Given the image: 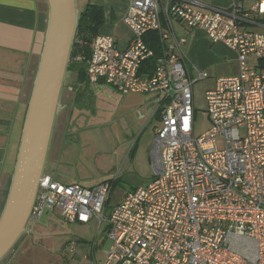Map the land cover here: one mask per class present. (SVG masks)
<instances>
[{
  "label": "built area",
  "instance_id": "obj_1",
  "mask_svg": "<svg viewBox=\"0 0 264 264\" xmlns=\"http://www.w3.org/2000/svg\"><path fill=\"white\" fill-rule=\"evenodd\" d=\"M260 4L264 11V0L248 12L239 3L202 11L188 0H169L163 8L161 0H129L128 47L120 49L115 35H96L87 78L123 94H157L154 112L162 125L151 153L155 176L106 217L118 173L85 187L45 172L30 222L38 223L50 207L70 224L106 223L111 245L95 264H264V34L240 25L252 21ZM174 18L237 53L238 73L219 77L205 92L210 127L201 134L195 131L194 85L210 73L190 61ZM151 31L171 42L146 74L144 64L155 55L145 41Z\"/></svg>",
  "mask_w": 264,
  "mask_h": 264
},
{
  "label": "crops",
  "instance_id": "obj_2",
  "mask_svg": "<svg viewBox=\"0 0 264 264\" xmlns=\"http://www.w3.org/2000/svg\"><path fill=\"white\" fill-rule=\"evenodd\" d=\"M188 1H190L194 7H197L202 11H210L212 8L229 9L232 7L233 3H239L242 10L248 12L252 11L253 6L256 3H261L262 0ZM168 2L169 0H161V7H165ZM87 4L101 7L103 10V23L99 27L96 35H115L118 47L120 49H126L133 34L131 29L124 22L129 0H89ZM79 8L80 11L83 9L80 6V3ZM263 14V4H260L257 11L253 12V15L251 16L252 21L240 22L241 28L264 34V25L262 24ZM47 26L48 6L46 0H0V208L3 201L4 190L8 186L14 169L24 119L34 78L38 69ZM173 27L177 37L185 39L182 47L185 53L189 56L190 61L210 73V77L200 81V83L213 78L211 86L208 87V89L215 86L219 77L235 75L238 73L239 63L237 53L227 47L223 42H212L204 30L189 27L175 18L173 20ZM145 41L155 51L154 57L146 63L144 68L145 72H143L151 74L154 71L158 58L162 57L165 53L164 44L170 43L171 40L167 39L166 42H163L158 31H151L145 35ZM218 65L223 69V73L215 78V70L218 71L219 69ZM67 81H70L69 84H67ZM65 85L62 95V104L64 108L58 115L49 154V159L52 158V160L56 162L61 160L60 158L63 151L69 146L70 142L67 141L69 135L76 129L77 131L82 130V123L89 114L95 115L96 111L90 112L88 109L93 107L90 99L91 96H94L93 92L97 95L101 88L110 84L106 83L104 80L100 81L98 84H92L87 78V71L82 80L76 71H72L67 75ZM91 87H94V91ZM96 87L99 90H96ZM115 89L119 91L116 87ZM129 94H140L139 96L142 97L141 102H139L134 108L137 107L140 119H145L147 124L155 121V138L156 130L162 125L161 113L154 112V103L157 94ZM140 137L141 135H139L134 141L128 152L129 156H134V151L138 146V140ZM51 175L56 178L54 174ZM113 178L114 177L107 180H112ZM103 181H96L89 186L77 181L60 182L68 184L79 183L85 187H93ZM93 224H95L98 231L100 227H98L96 222L82 225L92 226ZM94 247L95 245H93V249ZM19 251H13L14 254L8 259L6 258L0 264H18V262L20 264L23 258L20 257L18 260L16 259L20 254ZM90 257L93 258L94 264L101 261L95 257L94 251L92 256H86V258Z\"/></svg>",
  "mask_w": 264,
  "mask_h": 264
},
{
  "label": "rangeland",
  "instance_id": "obj_3",
  "mask_svg": "<svg viewBox=\"0 0 264 264\" xmlns=\"http://www.w3.org/2000/svg\"><path fill=\"white\" fill-rule=\"evenodd\" d=\"M88 1L79 0L80 6L83 8ZM218 67L215 78L223 73L221 66ZM212 79L196 83L194 87L197 134L210 127L205 111V92L211 86ZM91 89L94 91V87ZM95 89L99 90L97 87ZM93 94L90 97L93 107L88 109L90 112L96 111L95 115L89 114L82 123V130L76 129L69 135L67 141L70 143L63 151L61 160L56 162L50 158L46 172L54 174L59 181H77L86 186L118 173L119 178L113 186L105 211L106 217H109L113 207L129 192L136 186L147 184L155 176L150 161L155 121L147 124L145 119H140L137 107L134 108L142 100L140 94H123L111 84L101 88L99 94ZM139 135L138 146L131 157L128 152ZM216 147H224L222 138L217 139ZM107 230L106 223L98 231L95 224H70L58 209H54L47 224L29 223L28 231L6 258L23 246L16 258H23L20 264H94L93 258L86 256H92L94 251L95 257L102 260L105 250L111 245Z\"/></svg>",
  "mask_w": 264,
  "mask_h": 264
},
{
  "label": "water",
  "instance_id": "obj_4",
  "mask_svg": "<svg viewBox=\"0 0 264 264\" xmlns=\"http://www.w3.org/2000/svg\"><path fill=\"white\" fill-rule=\"evenodd\" d=\"M48 26L24 119L9 189L0 213V263L28 231L46 172L79 22L78 0H46ZM66 106V105H65ZM52 209L39 222L47 224Z\"/></svg>",
  "mask_w": 264,
  "mask_h": 264
},
{
  "label": "trees",
  "instance_id": "obj_5",
  "mask_svg": "<svg viewBox=\"0 0 264 264\" xmlns=\"http://www.w3.org/2000/svg\"><path fill=\"white\" fill-rule=\"evenodd\" d=\"M102 14L103 10L101 7L90 4H87L83 9H81L79 14L78 29L72 50L68 74L72 71H76L81 80L84 79L85 72L87 71V61L91 55L90 44L94 39V36L97 34L99 27L103 23ZM78 56H81L82 59L78 60ZM144 65H146V63ZM9 184L10 180L8 186L4 190L3 201L0 208L1 211L5 203Z\"/></svg>",
  "mask_w": 264,
  "mask_h": 264
}]
</instances>
